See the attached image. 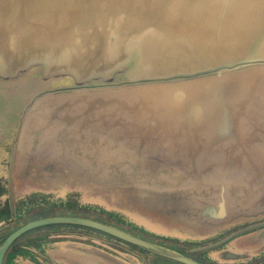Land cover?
<instances>
[{
	"label": "flooded vegetation",
	"instance_id": "flooded-vegetation-1",
	"mask_svg": "<svg viewBox=\"0 0 264 264\" xmlns=\"http://www.w3.org/2000/svg\"><path fill=\"white\" fill-rule=\"evenodd\" d=\"M122 74L77 81L69 75L44 77L38 66L0 72V79L6 81L26 77V89L5 98L4 110L0 111V243L30 222L72 215L106 223L198 264H264V107L258 120L249 114L236 120L237 125L249 120L241 128L245 137L254 136L253 144L250 140L219 142L217 157L213 158L197 155L202 151L198 136L204 125L193 131L198 124L193 117L187 120V144H178L185 147L179 150L181 158L156 155L164 147L174 152V143L167 142V148L159 138L160 127H146L150 123L147 113L138 119L136 130L130 126V115L113 114V105L122 103L114 99L113 93L108 97L112 103H107L112 109L100 115L103 126L86 122L82 127H64L58 120L51 121L57 116L53 108L59 104L56 94L79 89L108 94L117 87L154 82H128L119 78ZM172 81L168 78L155 82ZM169 112L173 113L162 120L168 125L178 118L174 110ZM191 112L198 115L195 107ZM115 117L119 124L114 126ZM255 121L257 124H252ZM136 137L137 142H130ZM113 139L127 147L134 143L135 154L123 156V164L116 165L115 170L101 165L97 168L102 162L95 155L102 151L100 142L111 143ZM81 140L82 149V143H78ZM208 143L204 140V147ZM231 147L235 148L232 162L224 161L223 149ZM77 150L84 155L76 156ZM242 154L249 156L241 159ZM230 168L236 172L230 174ZM224 180L228 187H219ZM244 180L250 188L241 187L246 184ZM110 196L119 204H110ZM94 233L130 248L103 245L97 240L104 238ZM134 249L152 255L153 260L135 255ZM6 264L188 263L98 229L54 224L30 229L17 237Z\"/></svg>",
	"mask_w": 264,
	"mask_h": 264
},
{
	"label": "water",
	"instance_id": "water-1",
	"mask_svg": "<svg viewBox=\"0 0 264 264\" xmlns=\"http://www.w3.org/2000/svg\"><path fill=\"white\" fill-rule=\"evenodd\" d=\"M32 65H40L46 76L69 75L77 81L109 78L117 72H123L119 78L128 82L154 80L117 87L108 94L81 89L56 94L59 104L53 108L58 113L51 121L58 120L61 126L82 127L86 122L103 126L100 115L111 108L107 103H112L108 97L113 93L115 100H122L113 105V114L130 115V126L136 130L138 119L147 113L150 123L146 127L159 126V138L167 148V142L174 143V152L164 147L156 155L181 158L179 150L185 147L178 144L189 138L187 120L193 117L198 120L193 131L204 125V133L198 136L202 151L197 155L217 157L219 142H254V136L245 137L241 128L249 120L238 125L236 120L247 114L258 120L264 107V0H0V72ZM168 78H173L172 83L155 82ZM193 107L197 116L191 112ZM170 110L178 118L168 125L162 120L173 113ZM116 123L115 117L112 124ZM204 140L209 142L207 147ZM130 142H137V137ZM100 143L102 151L95 155L102 162L97 168L115 170L123 164V156L135 154L134 143L129 147L118 139ZM234 149H223L224 161L232 160ZM80 151L75 155H84ZM235 172L230 168V174ZM243 182L242 188H250V183ZM225 183L219 187H228ZM54 224L91 227L198 264L106 223L72 215L42 218L11 233L0 243V264H6L17 237Z\"/></svg>",
	"mask_w": 264,
	"mask_h": 264
},
{
	"label": "rangeland",
	"instance_id": "rangeland-1",
	"mask_svg": "<svg viewBox=\"0 0 264 264\" xmlns=\"http://www.w3.org/2000/svg\"><path fill=\"white\" fill-rule=\"evenodd\" d=\"M40 67L41 68V74L44 76V77H47V78H52V77H55V76H60L62 74H56V75H48L46 76L43 71H42V67L40 65H32L28 68H26V70H30L31 68L33 67ZM26 74L28 75V77L31 76V74L28 72H26ZM26 77H23V78H19L18 80H11V81H6V80H3V79H0V111L4 110V101H5V98H8V97H12V93L13 92H16V91H21V90H25L26 87L24 86L25 85V79ZM11 104L14 103L12 100L9 101ZM6 122V121H5ZM7 176V174H6ZM4 180V179H3ZM86 196V195H85ZM98 200V199H96ZM108 200H109V203L110 204H119L118 202H116V198L114 196H110L108 197ZM96 236H99V237H102L106 240H97V242L103 244V245H107L105 243H110L109 245L112 246L113 248H119V246H124L126 249L130 248V246L126 245L125 243H121L119 241H116L114 239H110L108 237H106L105 235L101 234V233H94ZM166 241V240H164ZM133 249V248H132ZM134 253L135 255H139L143 258H150L153 260V256L152 255H148V254H144L142 252V250H138V249H134Z\"/></svg>",
	"mask_w": 264,
	"mask_h": 264
}]
</instances>
